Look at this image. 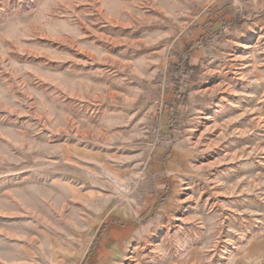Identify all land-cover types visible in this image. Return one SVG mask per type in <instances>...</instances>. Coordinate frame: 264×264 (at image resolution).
Returning <instances> with one entry per match:
<instances>
[{
	"label": "rangeland",
	"instance_id": "374dc122",
	"mask_svg": "<svg viewBox=\"0 0 264 264\" xmlns=\"http://www.w3.org/2000/svg\"><path fill=\"white\" fill-rule=\"evenodd\" d=\"M0 27V264H234L264 236V0H0Z\"/></svg>",
	"mask_w": 264,
	"mask_h": 264
},
{
	"label": "crops",
	"instance_id": "0c3cea01",
	"mask_svg": "<svg viewBox=\"0 0 264 264\" xmlns=\"http://www.w3.org/2000/svg\"><path fill=\"white\" fill-rule=\"evenodd\" d=\"M0 27V31H1ZM155 170H153L154 174L158 177L165 171H163V167L158 164L154 165ZM166 171L167 177L171 179L177 185L178 176L180 175H193L194 169L188 164V156L185 153H181L180 155L174 156L173 160L169 168ZM242 180L237 183L239 186L242 184ZM187 201V199H186ZM178 204L176 202L175 196H169L166 200H164L159 206V213L168 215L172 211L176 210ZM157 223L160 224V220H156ZM207 245V244H206ZM102 251L96 253L95 260L101 257ZM182 264H204L203 256H202V248H195L191 250V255L188 257ZM234 264H264V236L261 239H257L251 242L249 246L243 248L240 252L239 257L235 261Z\"/></svg>",
	"mask_w": 264,
	"mask_h": 264
}]
</instances>
